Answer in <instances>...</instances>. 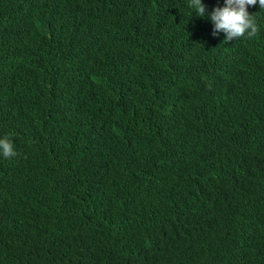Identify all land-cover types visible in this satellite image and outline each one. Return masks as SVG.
I'll return each instance as SVG.
<instances>
[{
	"label": "trees",
	"instance_id": "1",
	"mask_svg": "<svg viewBox=\"0 0 264 264\" xmlns=\"http://www.w3.org/2000/svg\"><path fill=\"white\" fill-rule=\"evenodd\" d=\"M0 264H264V0H0Z\"/></svg>",
	"mask_w": 264,
	"mask_h": 264
}]
</instances>
